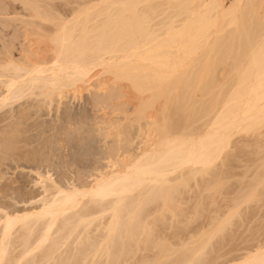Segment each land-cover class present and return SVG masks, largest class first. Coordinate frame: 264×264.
<instances>
[{
  "label": "bare ground",
  "instance_id": "6f19581e",
  "mask_svg": "<svg viewBox=\"0 0 264 264\" xmlns=\"http://www.w3.org/2000/svg\"><path fill=\"white\" fill-rule=\"evenodd\" d=\"M11 2L0 264H264V0Z\"/></svg>",
  "mask_w": 264,
  "mask_h": 264
},
{
  "label": "rangeland",
  "instance_id": "374dc122",
  "mask_svg": "<svg viewBox=\"0 0 264 264\" xmlns=\"http://www.w3.org/2000/svg\"><path fill=\"white\" fill-rule=\"evenodd\" d=\"M2 1H5V0H0V2H1V4H0V7H2L3 9H7L6 10V12H8V13H3V14H1V11H2V9H0V15H2L1 17H0V31H1V33H0V43L2 44V45H0V47H2V46H4V47H2L1 48V50L0 51H2V52H0V64H2L3 62L2 61H4V59H5V54L7 55V48H9V47H14V45H16L17 46V44L20 42V38L22 37V39H23V36L22 35H20L21 33H20V26L22 27V24L19 22V21H11L12 23H10V21H8V20H6V18H7V16L9 15V13H11L8 17H13L14 15L13 14H15V12H14V10L15 11H17L15 8H14V6H13V4L11 5V0H8V2H2ZM5 4V5H4ZM8 4L10 5V7H8ZM14 8V9H13ZM12 9H13V12H12ZM19 9V8H18ZM10 10H11V12H10ZM21 11V9H19L18 10V12H20ZM3 20H2V19ZM8 22H9V24H8ZM18 22V23H17ZM12 24V25H11ZM10 25V26H9ZM16 25V26H15ZM13 27V28H12ZM18 27V28H17ZM2 28V29H1ZM4 28V29H3ZM13 29V30H12ZM15 29V30H14ZM22 29H23V27H22ZM21 29V32H23V30ZM9 30H11V31H9ZM17 31H19L18 33H15V34H17L18 35V37L19 38H17V35H15L14 34V32H17ZM9 32V33H8ZM12 32V33H11ZM9 35H8V34ZM1 34H3V35H1ZM20 35V36H19ZM11 37H14L15 38V40H14V38H12V39H10ZM7 39V40H6ZM22 39H21V41H22ZM10 40V41H9ZM19 40V41H18ZM8 43H10V44H8ZM12 41V42H11ZM15 43H14V42ZM6 44L8 45V46H6ZM5 46L7 47V48H5ZM6 50V51H5ZM5 51V52H4ZM16 51H17V53H18V50L17 49H14V54L16 55ZM4 56V57H3ZM17 56V55H16ZM2 57V58H1ZM2 84L0 83V91L2 90ZM77 101V102H76ZM68 100V102H67V104L68 105H72L73 107H79V105H81L79 102H80V100L78 101V100ZM71 102V103H70ZM79 103V104H78ZM15 104H17V105H14V104H10V105H8V106H5V107H3V108H1L0 109V113H1V117H0V140L2 139V138H4L3 136H6V133H7V128H8V125L10 124V122H11V118H13V117H11V115H12V109L14 108V107H18V105H19V103H15ZM70 105V106H71ZM11 106V109L9 108ZM14 106V107H13ZM13 107V108H12ZM4 111V112H3ZM10 111V112H9ZM45 111H47V112H45ZM48 111H49V109H47V110H44V111H41V112H38L37 113V115L38 116H36V115H32L31 117L32 118H30L29 120H32V122L31 121H29V123H32L30 126H29V133H32V134H34L35 132H37V130L39 129V127L37 126V125H35L36 123H38V118H39V121H42L44 118H48V120H43V121H49V120H51L52 118H53V111L54 110H50L49 111V113H48ZM2 113H4V117H3V115H2ZM46 113H48L47 115H45ZM41 114V115H40ZM6 116V117H5ZM46 116V117H45ZM10 117V118H9ZM37 117V118H36ZM41 117H43V118H41ZM2 118V119H1ZM4 119V120H3ZM33 121H36V122H33ZM8 122V123H7ZM33 123H35V124H33ZM7 124V125H6ZM3 126H5V127H3ZM7 127V128H6ZM32 127V128H31ZM42 127V126H41ZM40 127V128H41ZM4 128H6V130L4 129ZM35 128H37V129H35ZM3 130V132H2V130ZM6 131V132H5ZM32 131V132H31ZM2 133V134H1ZM2 135V136H1ZM3 148H1L0 147V166L2 165V167H1V169H0V173H1V175H0V187L2 188V189H0V195H3V194H5L6 193V191H9V192H7L6 194L7 195H9L10 196V198L11 197H13V196H15V197H20V195L19 194H23L24 193V195H29V194H31L32 192H36V191H38V189H36L33 185H31V184H33V177H34V175L33 174H30V173H28L29 171H28V166L30 165V163L27 161V160H25L22 156H21V158H20V155L18 156V155H13L12 156V154L10 153V151H7L6 149L4 150H2ZM3 151V152H2ZM3 153H5V155H3ZM6 153H7V155H6ZM3 155V156H2ZM6 156V158H4V160L2 159L3 157H5ZM17 156V157H16ZM10 157V158H9ZM14 159H13V158ZM20 158V159H19ZM7 159H10V160H7ZM5 160H6V162H5ZM14 160H16V161H14ZM19 160H21V161H19ZM18 161V162H17ZM11 162V163H10ZM13 162V163H12ZM25 162V163H24ZM3 163V164H2ZM15 163H16V165H15ZM25 164V166H24V164ZM10 165V166H8V167H6V165ZM20 164V165H19ZM22 164V165H21ZM28 164V165H27ZM11 165L13 166V167H11ZM19 166V168H17ZM14 167H15V169H14ZM3 168H4V170H3ZM9 168V169H8ZM24 169V171H23V169ZM39 168H41V169H39V170H45V169H49V170H53V173H55V169L54 168H52V167H39ZM18 169H22V171L21 170H19L18 171ZM5 171V173H3V171ZM13 170H14V172H13ZM79 170L80 171H84V170H82V169H74L73 171H78L79 172ZM73 171H70V173L72 172V174H76V175H78L79 173L78 172H76V173H74ZM20 172V173H19ZM22 172H23V174H22ZM51 173H52V171H50ZM15 173V174H14ZM69 173V174H70ZM3 174V175H2ZM5 174V175H4ZM16 176H14V175ZM20 175V177H19V175ZM56 174V173H55ZM54 174V175H55ZM68 174V176H70L71 178H72V180L74 181V182H76V183H79V182H81V181H83L82 179H84V177H86V176H81V174L80 175H78V176H76V175H74V177H72V174H70L69 175ZM13 175V176H12ZM33 175V176H32ZM9 176V177H8ZM18 176V177H17ZM56 176V175H55ZM2 177H4L3 179H2ZM12 177V178H11ZM26 177V178H25ZM75 177H77L78 179H76ZM18 178V179H17ZM32 179V180H31ZM76 181H75V180ZM20 180V181H19ZM23 180H26V181H23ZM85 180V179H84ZM7 181H11L10 183H11V185L7 182ZM15 181V182H14ZM17 181V182H16ZM31 183H30V182ZM79 181V182H78ZM2 182V183H1ZM18 182H19V184H18ZM16 183V185L14 186V188H17V189H13V185ZM25 183V184H24ZM4 184V185H3ZM5 184H6V186H5ZM30 184V186H28ZM21 185V186H20ZM25 185H26V188H25ZM5 186V187H4ZM9 186H11V187H9ZM28 186V187H27ZM23 187V188H22ZM34 187V188H33ZM21 188V189H20ZM27 188H28V190H27ZM30 188V189H29ZM5 189V190H4ZM35 189V190H34ZM17 190V191H16ZM19 190V191H18ZM33 190V191H32ZM25 191V192H24ZM32 191V192H31ZM16 192V193H15ZM27 192V193H26ZM9 193V194H8ZM14 193V194H13ZM11 201V200H10ZM10 206V208H11V206L12 205H9ZM8 207V206H7ZM12 208H14V205L12 206ZM7 209H9V207L7 208ZM9 210H11V209H9ZM241 246H244V245H241ZM241 249V250H240ZM240 249L238 250H236V251H232L231 252V254H230V256L231 255H233V254H242L243 252H245L244 251V248L243 247H240ZM242 251V252H241ZM238 252V253H237ZM235 254V255H236Z\"/></svg>",
  "mask_w": 264,
  "mask_h": 264
}]
</instances>
